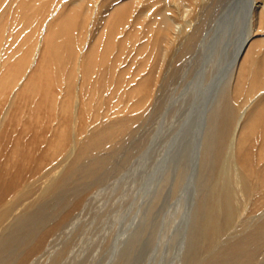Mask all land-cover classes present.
Listing matches in <instances>:
<instances>
[{"label": "bare ground", "instance_id": "6f19581e", "mask_svg": "<svg viewBox=\"0 0 264 264\" xmlns=\"http://www.w3.org/2000/svg\"><path fill=\"white\" fill-rule=\"evenodd\" d=\"M97 1L53 0L47 5V0L42 6L38 0H0V264H28L39 257L48 259L47 264H60L71 244L65 227L82 211L87 195L117 169L115 158L124 155L122 161L129 160L137 127L159 105L153 103L145 113L144 101L164 99L165 86L179 80L185 61L203 49L208 27L215 26L214 42L224 38L219 37L220 30L222 36L228 33L235 20L230 15L240 7L246 8L245 30L224 69L230 77L217 91V101L205 102L200 113L195 142L200 191L185 260L186 264H264V33L255 37L264 31V0H197L193 11L198 20L190 30L193 21L182 20V7L194 4L190 0L106 3L108 34L101 37L98 32L93 40V31L89 45L75 56L76 38L67 24L80 9L89 13ZM44 14L52 15L51 22L34 37V25ZM64 35L69 38L58 40ZM68 41L74 44L66 49ZM114 46L117 52L110 58ZM124 53L136 66L131 75L128 62L117 70ZM29 56L34 58L27 64ZM22 66L28 70L20 81ZM142 70L144 76L137 78ZM222 75L214 79V88ZM91 98L99 108L96 113L87 109L86 100ZM21 101H36L33 122L20 118ZM111 113L114 117L106 118ZM51 238H60L54 250Z\"/></svg>", "mask_w": 264, "mask_h": 264}, {"label": "rangeland", "instance_id": "374dc122", "mask_svg": "<svg viewBox=\"0 0 264 264\" xmlns=\"http://www.w3.org/2000/svg\"><path fill=\"white\" fill-rule=\"evenodd\" d=\"M38 1H40L43 6L47 0ZM116 1L118 0H99L94 9L90 8L89 13L85 12V14L83 10L80 9L78 11L79 14L75 15L73 23L70 22L67 24L68 26L71 25V36L72 38H76V40L74 38L76 42H74V44L68 41L65 48L67 49L69 46L73 47L74 44L77 53L75 56H77L89 45L90 40L96 38L99 34L98 32L101 33V37L108 34L106 29L108 19L105 6L107 4L111 6L115 5ZM52 3L53 0H50L47 5H52ZM59 3L60 6L61 2ZM190 3L194 4H191L188 9L182 7V20L190 19V21H193L190 22L189 30L198 20L197 16L194 14L198 2L197 0L192 2L190 0ZM241 3L243 4V1ZM139 5L140 4L132 8L133 10L136 8L134 12H138ZM54 6L55 3L53 7ZM50 7L51 6H49L48 9ZM191 7L194 9H191ZM240 8L235 9L233 16L230 15L229 19L233 20L234 18L235 20H233V22L230 21L231 28L227 31L228 33L222 36L220 34H222V32L224 33V31L220 30L221 33L219 32V37L224 38L218 39V42H214L211 38L212 32L216 31L214 28L215 26L213 29L208 27L207 39L205 38L203 40V49L200 52L194 53L189 60L185 61L181 68V77L179 80L176 79V81H172L173 84L170 82L168 84L169 86L166 85V89H163L164 91H167L166 93L162 90V98L165 95L162 100L168 105L166 103L162 104L161 98L159 102L153 101V97L149 101H144L143 110L145 113L149 108L151 109L153 103L154 107L159 104L160 106H158L160 109L158 106L154 108V110L156 109L153 111L154 115H152V113V117L149 116L150 118L148 117V121L146 120L147 122L145 121L137 127V130L133 135L134 137L132 138V143H130L132 151L130 153L131 156L127 157L129 160L126 158L125 160H128L127 162L122 161L124 155H119L115 158L114 164L117 166L118 170L116 169L113 173L111 172V175L108 174V177H106L107 179H105V181L107 180L108 182L101 183V188L97 186L87 195V200L85 199L84 201L86 204H83L84 207L82 206V211L80 209L72 219V222L70 223L71 225L68 224L66 226L67 228L70 227V231L69 228L66 229L65 227L64 233H67L66 236L71 244L69 243L70 245L66 247L67 250H65L64 253H66L67 256L66 254L62 255L59 260L60 264H186V256H188L187 252H189V247L192 246V243L190 242H192V235L194 234L195 229V205L200 191V187L198 188L200 175L198 169L199 164L197 162V153H195V142L198 138V124L201 117L200 113L201 110L204 111L203 106L206 104L205 102L217 101V91H219L225 80L230 77L229 73L225 74L227 71L225 72L224 69L226 68L227 60H230L231 58V52L237 44L238 37H240L242 30H245L243 22L245 20L244 13L246 8H242L243 11L240 10ZM40 9L41 7L34 10V12H40ZM102 15H105L106 18ZM129 16L132 18L135 17V15L132 14ZM42 17L37 22V25H34L37 26L34 29V37L38 34L40 35L46 25L51 22V14L49 16L44 14ZM193 17L195 20H193ZM218 18L219 17L216 18V21ZM80 19L81 21L83 20L81 23L79 22ZM213 25H215V22ZM125 28H127V26H123L124 31H126ZM106 31L107 33H105ZM137 32H139V30H137ZM92 33L94 37L92 36L93 38L90 39ZM96 33L97 35H95ZM139 33L142 35V32ZM263 33L264 31H257L255 37H258ZM68 38V35H64L58 40ZM99 38L100 35L97 39ZM115 38L118 39L117 36ZM158 39L157 43L160 41V38ZM180 43L181 42H179V45ZM114 44L116 45V43ZM213 48L214 50L212 51ZM115 50L117 52V47L114 46L110 51V58L116 54V52H114ZM125 53L122 56L120 66L117 65V70L119 71L126 68L124 66H126V62L128 61L127 54ZM128 56L130 55L128 54ZM29 57L26 58V62H28L27 64H29L31 59L33 60L34 58V56ZM129 63L130 62H128V64ZM130 64L132 66H127V68L129 67L128 69L131 75L136 66L135 63ZM26 66H22L23 68L20 67V81L28 70H26ZM228 72H230V70ZM129 73H127L126 76H129ZM144 74L145 71L142 70V72H138L136 76H138L137 78H140L144 76ZM221 75L224 78H222L214 88V86H212L214 79H220ZM130 85L131 84L124 86L129 88ZM60 87L61 89H65L64 85ZM154 88H156V86ZM9 89L10 93L12 88L9 87ZM148 91L150 90L148 89ZM167 96L170 97L171 100H169ZM86 101L89 102V104H87V109L92 113H96V110L99 108L96 105L95 99L91 98ZM35 102L36 101L20 102V104L23 105V107H20L22 108L20 109L21 119L30 123L33 122L32 118L34 116L32 110L35 107ZM162 106L164 108H162ZM210 107L211 102H209V106L207 107L208 111ZM44 108H46V106ZM112 116L114 117V113L106 115V118H112ZM147 131L150 132L147 133ZM90 132L91 131H88L87 133L90 134ZM87 133L79 136L80 139L82 140L86 138L88 135ZM142 133L143 135H146V137L143 136ZM137 137H140V140L144 137L145 138L142 140L143 142H141L139 138L138 141L135 142L134 140H137ZM145 141L146 143H144ZM134 149H137L138 152ZM105 150L106 149H102V151ZM89 195L94 198H92V200L88 199L91 198ZM90 209L91 211L89 212ZM76 222L77 224H74ZM71 226L73 227V230L71 229ZM87 226L88 228H86ZM79 231L83 234H81V232L79 233ZM74 233H76L75 236L73 235ZM79 237L80 239H78ZM50 240L52 243V246L50 247L51 250L60 246L58 241L60 238L56 239L58 242L55 241V238H51ZM74 243L76 244L74 245ZM57 244H59V246ZM64 258L68 259L65 260ZM38 259L39 260H32L31 263H29L47 264L48 262V259L43 260V257H39Z\"/></svg>", "mask_w": 264, "mask_h": 264}]
</instances>
